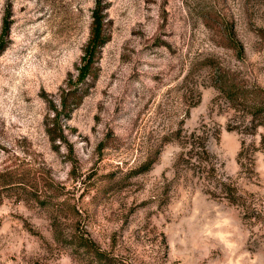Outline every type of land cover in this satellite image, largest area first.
<instances>
[{"label": "rangeland", "instance_id": "obj_1", "mask_svg": "<svg viewBox=\"0 0 264 264\" xmlns=\"http://www.w3.org/2000/svg\"><path fill=\"white\" fill-rule=\"evenodd\" d=\"M0 0V264H264V0Z\"/></svg>", "mask_w": 264, "mask_h": 264}, {"label": "trees", "instance_id": "obj_2", "mask_svg": "<svg viewBox=\"0 0 264 264\" xmlns=\"http://www.w3.org/2000/svg\"><path fill=\"white\" fill-rule=\"evenodd\" d=\"M105 0H96L95 8L92 11V22L90 26V36L83 50V56L80 59V64L77 66V74L74 77L69 75L68 80L63 88L60 90L59 106L49 102L53 111L52 123H46V133L51 143L61 141L63 131L58 124L60 117L69 119L72 112L77 109L84 97L87 95L91 88V82L98 77L97 63L99 61L100 51L102 47L108 42V36L105 30ZM7 19L4 21L2 34L0 37V55L5 51L6 36L9 32ZM96 261L98 264H112L101 253H95ZM114 264L116 262L114 261Z\"/></svg>", "mask_w": 264, "mask_h": 264}]
</instances>
